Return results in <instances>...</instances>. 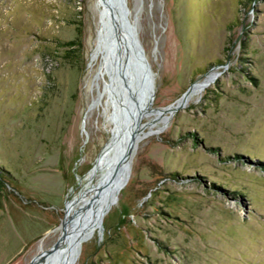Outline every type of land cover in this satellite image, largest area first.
I'll use <instances>...</instances> for the list:
<instances>
[{
  "label": "rangeland",
  "instance_id": "rangeland-1",
  "mask_svg": "<svg viewBox=\"0 0 264 264\" xmlns=\"http://www.w3.org/2000/svg\"><path fill=\"white\" fill-rule=\"evenodd\" d=\"M127 5L154 99L129 178L75 264H264V0ZM101 9L0 0V264L57 238L118 134L102 54L92 59Z\"/></svg>",
  "mask_w": 264,
  "mask_h": 264
},
{
  "label": "water",
  "instance_id": "water-1",
  "mask_svg": "<svg viewBox=\"0 0 264 264\" xmlns=\"http://www.w3.org/2000/svg\"><path fill=\"white\" fill-rule=\"evenodd\" d=\"M105 2L111 15V28L115 24V16L118 15L119 22L126 29L122 39L124 57L110 54L105 61L108 77L107 81L104 79L103 90L108 92L109 97H113V104H118L121 109V112H115L114 116L119 119V137H123L125 135V119L132 115L137 108L143 106V102L147 98H149L151 103V99L154 97V73L138 37L135 24L131 22L128 16L127 0H105ZM108 41L110 49H112V33H110ZM98 72L96 75H98ZM191 84L178 97L181 102L174 107L175 109L185 103ZM102 93V91L99 92V96ZM95 102L96 99H93L92 105ZM169 104L165 105V107ZM136 130L131 131L132 133L127 138L126 143L119 148L113 159L114 163L109 176L101 183L98 191L90 195L86 200L81 209L82 212L73 219L71 226L67 227V220L63 216L59 224L60 230L57 238L49 246L37 251L26 264H32L40 256L48 253H51L52 257L54 256L53 261L55 264H75L81 250L85 229L94 225L103 226L105 211L113 199L117 197L120 187L127 180L131 170L132 156L137 146L138 130ZM114 141L111 135L109 143L113 144ZM99 154L96 156L93 165L96 164Z\"/></svg>",
  "mask_w": 264,
  "mask_h": 264
},
{
  "label": "bare ground",
  "instance_id": "bare-ground-1",
  "mask_svg": "<svg viewBox=\"0 0 264 264\" xmlns=\"http://www.w3.org/2000/svg\"><path fill=\"white\" fill-rule=\"evenodd\" d=\"M100 2L102 4V9L100 11V16H99L100 28L98 30L96 49L93 52V58L92 59L94 60L98 55L102 54V61L100 64V70L98 72V75H96V77L99 76V74L106 73L105 61L109 58L110 54H113V56L117 55L119 57L120 56L124 57L123 56L124 55V48H123V44H122V39L124 38V35H125L124 33L126 31L124 25H122L119 22L118 15L115 16V24H114L113 28H111V15L109 13L108 6H107L105 0H100ZM110 33H112V43H111L112 49H110L109 41H108V37H110ZM154 92H155V86H154ZM154 92H153V94H154ZM152 98L154 99V97H152ZM153 99H151V103L153 102ZM147 103H149V104H147ZM151 103L149 101V98H147V100L143 102V106L137 108L136 111L134 113H132V115H130L129 117H127L125 119L126 120L125 124H124L125 135L123 137H119V133L114 134V131H113L112 138H113V141L114 140L115 141L113 142V144L109 143V141L107 142V144L104 146L103 150L99 154V157H98L96 164L93 165V167L91 168L90 173L92 175H94L96 167L100 166V169L98 170V172L96 171L97 173L93 179L94 186L88 192L84 193L82 196H80L77 199H74L72 201H69L67 203V208H66L67 212L65 210V216H64L67 220V224H68L67 227L71 226L73 219L76 218L80 214V212H82V211H80L79 213H77L76 215H74L72 217H69V216L67 217L66 213L70 214L72 212V210L74 209V207L76 206V204H79V203L84 204L86 202V200L90 197V195H92L93 193L98 191V189L101 186V183L109 176V174L111 172V169H112V166L114 163L113 159L115 158L117 151L119 150L120 147H122L126 143L127 138L132 133L131 131H133V130L135 131L137 129L138 130L137 138L139 137L140 120L147 113V109L149 108V105H151ZM92 104L93 103H91L90 107H92ZM115 112L120 113L121 109H120L118 104L114 103L111 116H112V120L114 121V123L118 129L119 128V123H118L119 119L114 116ZM139 116H140V118H139ZM129 118H131V119H129ZM137 123H138V125H137ZM104 155H105V157H104ZM102 158H104V160H102ZM101 160L103 163H101ZM129 175H130V173H129ZM129 175L127 177V180L129 178ZM127 180H126V182H127ZM125 183L122 185V187H124ZM122 187H120V189ZM120 189H119V191H120ZM118 195H119V192H118ZM118 195L115 198V200L118 198ZM94 226H97V225H94ZM94 226H92V227H94ZM85 236H86V234L84 232V237ZM50 254L51 253L43 254L37 260H35L32 264H55V262L53 261L54 256L52 257V255H50Z\"/></svg>",
  "mask_w": 264,
  "mask_h": 264
}]
</instances>
